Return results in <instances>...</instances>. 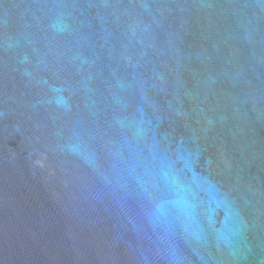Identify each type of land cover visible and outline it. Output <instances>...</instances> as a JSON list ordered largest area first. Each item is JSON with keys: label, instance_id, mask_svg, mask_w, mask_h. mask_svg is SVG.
<instances>
[{"label": "water", "instance_id": "obj_1", "mask_svg": "<svg viewBox=\"0 0 264 264\" xmlns=\"http://www.w3.org/2000/svg\"><path fill=\"white\" fill-rule=\"evenodd\" d=\"M0 264H264V0H0Z\"/></svg>", "mask_w": 264, "mask_h": 264}]
</instances>
